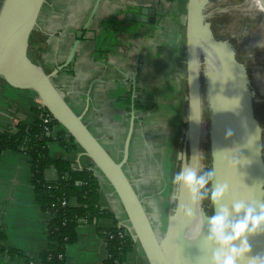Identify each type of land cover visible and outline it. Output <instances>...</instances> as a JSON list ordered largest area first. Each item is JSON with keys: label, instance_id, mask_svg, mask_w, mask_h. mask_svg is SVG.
<instances>
[{"label": "crops", "instance_id": "obj_1", "mask_svg": "<svg viewBox=\"0 0 264 264\" xmlns=\"http://www.w3.org/2000/svg\"><path fill=\"white\" fill-rule=\"evenodd\" d=\"M96 1L94 15L84 27ZM186 1L45 0L28 45L30 59L51 74L70 108L82 116L90 132L116 160L122 155L134 93L133 109L134 102L137 109L123 169L158 232L165 228L173 185L170 181L166 198H153L149 191L159 189L157 183L164 172L171 180L178 171L185 139ZM143 10L148 11L145 21L127 17H141ZM78 31H82L79 39ZM74 42L77 46L69 67L61 68ZM37 108H42L40 99L32 89L12 86L0 78V131L17 123H31ZM57 131L66 133L59 124L51 135ZM64 139L68 140L67 133ZM70 144L73 148L66 149L51 140L47 144L49 156L63 157L76 169L91 168L99 182L98 204L113 217L80 221L76 239L65 247L64 264H100L107 254L103 230L113 225L127 228L128 223L108 181L74 141ZM44 176L55 180L57 172L48 167ZM167 198V214L160 220L152 207L160 201L165 205ZM70 201L75 205L74 199ZM51 218L35 200L27 155L2 151L0 264H38L39 254L49 245L46 229ZM10 250L19 254L11 255ZM121 264H146L136 243Z\"/></svg>", "mask_w": 264, "mask_h": 264}, {"label": "water", "instance_id": "obj_2", "mask_svg": "<svg viewBox=\"0 0 264 264\" xmlns=\"http://www.w3.org/2000/svg\"><path fill=\"white\" fill-rule=\"evenodd\" d=\"M45 0H2L0 5V78L8 84L32 89L39 97L41 107L72 137L94 168L108 181L114 190L127 219V229L143 253L146 264H207L210 250L204 245L208 217L221 206L231 209L233 202L243 200L264 202V161L262 139L253 108V91L246 67L235 57L228 40L216 39L205 20L208 0H187L185 20V79H186V127L178 171L191 167L200 175V144L202 136V99L200 90V65L203 73L205 99L210 109L208 125L209 170L215 173L209 190L218 183L228 185L224 199L212 204V214L202 212L200 221H194L196 202L187 192L174 185L171 207L163 232H158L144 208L123 166L128 158L135 114L134 93L131 95L129 124L124 139L122 155L114 159L99 140L75 113L53 84L51 74L30 59L29 37L37 25V19ZM264 6V0H261ZM95 5L84 25L92 19ZM142 16L128 18L147 20L148 11ZM150 13H152L150 11ZM153 15V14H152ZM152 17V16H151ZM150 20V19H149ZM152 20V19H151ZM81 32L76 33L77 38ZM77 43L72 45L69 63ZM200 56L203 61H200ZM225 65L223 84L214 83L208 72L215 60ZM55 69L53 72H56ZM216 84V85H215ZM260 128V127H259ZM231 135H226L228 131ZM49 134V133H48ZM190 210L185 216L181 208ZM235 219V217H232ZM252 255L264 254V234L249 237ZM247 264V258L241 262Z\"/></svg>", "mask_w": 264, "mask_h": 264}, {"label": "trees", "instance_id": "obj_3", "mask_svg": "<svg viewBox=\"0 0 264 264\" xmlns=\"http://www.w3.org/2000/svg\"><path fill=\"white\" fill-rule=\"evenodd\" d=\"M68 65L65 64L63 68H68ZM135 109L137 104L134 102ZM34 112L31 123H17L10 130L0 131V153L18 151L27 155L35 200L42 210L52 214L46 229L49 245L39 254L38 264H64L65 247L76 239V225L80 221L90 222L98 217L113 215L98 204L99 182L91 168L76 169L63 157L49 156L48 142L55 139L64 148L71 149L72 137L68 135V140H65L64 131H57L52 136L53 127L58 123L44 108H37ZM44 118L50 121L44 123ZM48 167L56 170L55 180L45 178L44 171ZM71 199L75 200V205L71 204ZM108 233L112 235L111 238ZM101 235L107 254L100 264H121L126 254L134 248L135 242L124 226L114 225ZM9 252L11 255L19 254L14 250Z\"/></svg>", "mask_w": 264, "mask_h": 264}, {"label": "rangeland", "instance_id": "obj_4", "mask_svg": "<svg viewBox=\"0 0 264 264\" xmlns=\"http://www.w3.org/2000/svg\"><path fill=\"white\" fill-rule=\"evenodd\" d=\"M205 13L206 21H210L211 18L214 19L213 24L215 27V31H218V35L223 34L225 31L228 34L232 35V41H228L231 43L233 49L235 48L239 50L240 54L245 55V59L247 61L245 67L250 80L251 90L253 91V100H258L262 105L261 108H263L264 111V6L262 1L208 0V3L205 7ZM216 24H220L222 25V27H219V25L216 26ZM239 36H243L244 38L241 43L240 41H236L239 40ZM237 60L239 62L243 61L240 57L239 59L237 58ZM200 61H203V58L201 56ZM204 71L205 65L202 62V64L200 65V90L202 99V136L200 144L199 166L200 174L209 171L210 162L208 142L210 109L208 108L205 99V86L203 81ZM254 82H257L259 86H255ZM256 118L260 127L261 139L264 140V116L261 117V122L257 116ZM170 181L171 180L168 178V173L164 172L163 177L161 176V180H159L157 183L159 189L150 190L149 193L153 194V198L160 197L161 195H164V197L166 198V193H168V190H170L169 188H167ZM207 187L209 189V185ZM164 204L165 205H163L162 201H160L154 204L155 208L152 207V211L154 213L156 212L154 215H156L160 220H165L169 207L168 198L166 199V201H164ZM211 209L212 205L209 199L205 198L203 201H197L196 209L194 211V221H200L202 212L204 214H211Z\"/></svg>", "mask_w": 264, "mask_h": 264}, {"label": "clouds", "instance_id": "obj_5", "mask_svg": "<svg viewBox=\"0 0 264 264\" xmlns=\"http://www.w3.org/2000/svg\"><path fill=\"white\" fill-rule=\"evenodd\" d=\"M259 132L258 127L257 139ZM226 135H231V131ZM214 176L212 170L197 175L195 169L186 167L171 177V183L183 188L193 203L207 198L215 205L224 199L228 185L218 183L209 190L207 186ZM181 211L185 216L190 213V210L184 207ZM260 234H264V202L245 203L243 200H237L232 203L231 209L226 206L219 207L207 221V234L204 237V245L210 250L207 264H241L245 258L247 264H264V254L252 255V245L249 243V237Z\"/></svg>", "mask_w": 264, "mask_h": 264}, {"label": "flooded vegetation", "instance_id": "obj_6", "mask_svg": "<svg viewBox=\"0 0 264 264\" xmlns=\"http://www.w3.org/2000/svg\"><path fill=\"white\" fill-rule=\"evenodd\" d=\"M213 21H214V19L213 18H211L210 19V27H211V30H212V33H213V35H214V37L216 38V39H220V40H231L232 41V38H233V36L232 35H230V34H228L226 31L223 33V34H219L218 35V31H215V27H214V24H213ZM219 25V27L221 26L222 27V25H220V24H216V26H218ZM239 38V40H236L237 42H239L240 41V43H241V41H243V36H239L238 37ZM234 50H235V56H236V59L238 58L239 59V57L240 58H242V60L243 61H241V62H243L244 63V65L246 66V63H247V61H246V59H245V55H242V54H240V52H239V50H237V49H235L234 48ZM246 56H248V55H246ZM222 61V60H221ZM221 61L219 60V59H217L216 58V60H215V64L214 65H211V67H210V71L208 72V75L213 79V80H215L214 81V83L216 82V83H218L217 85H216V88H217V86L221 83V84H223L224 83V79H223V77H224V70H225V65H223L222 66V63H221ZM204 79V78H203ZM204 81V80H203ZM205 85V84H204ZM254 85L255 86H257L258 85V83L257 82H254ZM259 86V85H258ZM258 92V91H257ZM261 104H260V102L258 101V100H254V102H253V108H254V113L256 114V116L258 117V119L260 120V122H261V117L262 116H264V111H263V108H261ZM264 156V140H262V157ZM211 205H212V203H211ZM211 211H212V209H211ZM211 214H212V212H211ZM211 214H206V215H211Z\"/></svg>", "mask_w": 264, "mask_h": 264}, {"label": "built area", "instance_id": "obj_7", "mask_svg": "<svg viewBox=\"0 0 264 264\" xmlns=\"http://www.w3.org/2000/svg\"><path fill=\"white\" fill-rule=\"evenodd\" d=\"M43 121H44V123H48L49 121H50V119H48V118H44L43 119ZM45 129H47L46 127H44ZM114 226V225H113ZM113 226H111V227H113ZM111 227H109V228H111ZM108 229V228H107ZM105 230H103V232H104ZM108 237L109 238H111L112 237V235L110 234V233H108Z\"/></svg>", "mask_w": 264, "mask_h": 264}]
</instances>
